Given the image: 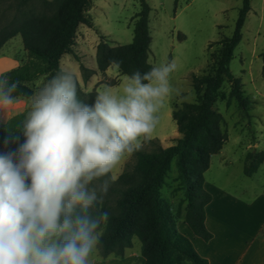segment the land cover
Segmentation results:
<instances>
[{"label": "clouds", "instance_id": "9594fccd", "mask_svg": "<svg viewBox=\"0 0 264 264\" xmlns=\"http://www.w3.org/2000/svg\"><path fill=\"white\" fill-rule=\"evenodd\" d=\"M168 60L133 71L90 102L75 73L58 67L0 138V264H90L110 213L113 170L147 142L165 99L179 95ZM17 82L0 76V110Z\"/></svg>", "mask_w": 264, "mask_h": 264}, {"label": "trees", "instance_id": "16d2710c", "mask_svg": "<svg viewBox=\"0 0 264 264\" xmlns=\"http://www.w3.org/2000/svg\"><path fill=\"white\" fill-rule=\"evenodd\" d=\"M90 1L17 0L13 15L0 17V49L12 37L21 35L24 49L30 56L27 62L1 75L17 82L14 97H30L34 91L30 81L42 74H46L47 79L58 67L62 68L64 54L77 56L74 45L79 26L93 25L85 12ZM138 1L140 7L134 15L132 41L112 45L101 35L96 46V71L104 72L115 65L120 73L130 75L135 70L144 72L153 66L148 59L152 40L151 6L148 0ZM27 6L29 9H24ZM250 8V0H242L233 33L223 39L220 57L212 70L200 76L191 74L198 99L173 108L172 117L181 133L176 143L163 146L158 138H149L134 154L133 163L111 184L102 204L110 217L98 245L101 256H123L137 236L145 264H209L192 240L177 229L179 214L173 211L163 195V187L175 161L177 180L186 201L185 220L196 235L209 240L212 232L205 223V207L212 195L204 188V173L212 155L219 152L227 140V133L222 128L223 115L214 103L222 84L227 81L230 96L240 107L247 105L243 83L233 74L230 62L242 39V28ZM82 68L86 67L82 64ZM77 84L78 95L90 102L97 90L86 91L78 79ZM24 112L13 115L4 127H0V138L16 128ZM263 161L264 150L248 152L244 173L251 176Z\"/></svg>", "mask_w": 264, "mask_h": 264}, {"label": "rangeland", "instance_id": "374dc122", "mask_svg": "<svg viewBox=\"0 0 264 264\" xmlns=\"http://www.w3.org/2000/svg\"><path fill=\"white\" fill-rule=\"evenodd\" d=\"M16 1L0 0L1 18L13 15ZM148 2L151 6L149 26L152 37L148 59L153 65L168 60H174L177 65L170 80L180 90V94L165 99L150 136L158 138L162 145L169 146L176 143L177 138L174 136L180 135L172 117V109L184 102L197 101L191 74L200 76L212 70L220 57L223 39L233 33L242 0H178L176 8V0ZM250 2L251 8L242 28V39L230 62L233 74L243 83L247 105L240 107L237 100L230 96V84L227 81L222 84L214 107L223 115L222 128L227 133V140L220 153L213 155L206 171V177L215 185H224L241 196L229 209L239 210L241 224L245 229H250L257 220L250 218L251 211H254L250 207L251 202H259L256 218L260 211L262 213L261 206L264 202V199L257 196L262 191L264 193V161L251 176L244 173V161L248 152L254 149L264 150V0ZM139 7L138 0H91L86 6L85 12L93 25L79 26L74 45L77 56L66 54L63 58L67 57L62 62L66 70L75 73L81 87L86 91L100 90L105 86L117 90L128 76L120 73L114 65L108 70V75L114 77L104 75L103 72L94 83L98 72L92 68V64L94 62L96 65L95 52L101 35L112 45L132 41L136 20L134 15ZM29 58L21 35L12 37L0 49V76L27 62ZM95 71L96 74L90 80ZM45 80L46 74H42L30 81V85L35 90ZM99 86L102 87L98 88ZM29 98L15 97L12 103L0 110V127H4L13 115L26 111ZM133 161L134 155L122 160L113 170L116 178ZM163 195L177 214L185 209L186 201L177 180L175 161L163 187ZM218 201L219 198L215 201L216 204ZM140 248L141 241L135 236L132 250ZM97 252L98 247L92 256Z\"/></svg>", "mask_w": 264, "mask_h": 264}, {"label": "crops", "instance_id": "0c3cea01", "mask_svg": "<svg viewBox=\"0 0 264 264\" xmlns=\"http://www.w3.org/2000/svg\"><path fill=\"white\" fill-rule=\"evenodd\" d=\"M67 54L69 55V53ZM65 58L62 57L61 59V65L64 69L66 68L62 62ZM96 66L93 62L92 68L96 69ZM111 66L104 71V75H108V70ZM97 72L96 79L93 81L94 83L98 81V77L103 73ZM94 74H96V71L92 73L90 80ZM100 87L102 86L98 88ZM180 136L181 133L180 135L176 134L174 138ZM220 151L213 155L220 153ZM206 171L204 173V188L211 193L212 199L205 207V223L207 228L212 232V237L209 240H204L193 232L185 220V209L176 218L177 229L192 240L197 251L208 259L209 264H264V202L261 206L262 213L260 211L258 218L256 217L257 213H259L257 212V204L259 202H251L250 207L254 211H251L250 218L257 220L250 229H245V226L241 224L242 216L239 210L233 211L231 208L229 209V206L238 202L241 196L224 185H215L206 177ZM257 196L264 199L263 191L258 193ZM218 198L219 201L216 204L215 201ZM216 211H218L217 215ZM232 215L234 216L231 217ZM238 220L240 221L236 224L235 221ZM90 264H145V258L141 254V248L132 250V247H128L123 256L110 254L103 257L97 252L93 256L91 255Z\"/></svg>", "mask_w": 264, "mask_h": 264}]
</instances>
